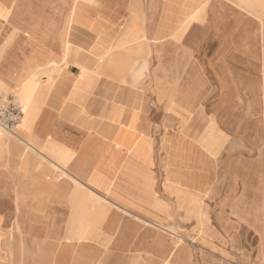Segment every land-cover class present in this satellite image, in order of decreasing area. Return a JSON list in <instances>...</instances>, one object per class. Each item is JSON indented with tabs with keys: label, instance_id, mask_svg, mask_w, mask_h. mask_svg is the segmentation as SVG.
<instances>
[{
	"label": "crops",
	"instance_id": "1",
	"mask_svg": "<svg viewBox=\"0 0 264 264\" xmlns=\"http://www.w3.org/2000/svg\"><path fill=\"white\" fill-rule=\"evenodd\" d=\"M0 92L24 112L0 134V264H194L171 232L202 230L205 162L214 184L231 151L210 100L264 92V0H0ZM254 151L256 200L223 222L264 236Z\"/></svg>",
	"mask_w": 264,
	"mask_h": 264
},
{
	"label": "rangeland",
	"instance_id": "2",
	"mask_svg": "<svg viewBox=\"0 0 264 264\" xmlns=\"http://www.w3.org/2000/svg\"><path fill=\"white\" fill-rule=\"evenodd\" d=\"M207 109V113L216 118L214 127L220 133L230 134L231 137L221 143L231 151L229 155L219 156L214 163L218 170L214 184L211 158H205L208 172L204 177L202 230L197 231L193 221L186 226L177 224L172 232L182 234L184 241L179 237H173V241L177 242L176 248L181 244L188 248L194 264H264V236L242 221L224 223L226 211H222L229 200L233 202L240 197L248 202L256 200L251 182L255 178L260 180L262 175L258 171L263 157L260 151L254 150L264 147V92L216 94ZM1 133L8 132L0 130ZM205 147L211 148V142H205ZM177 193L183 194L179 190ZM247 207L256 206L252 203Z\"/></svg>",
	"mask_w": 264,
	"mask_h": 264
},
{
	"label": "built area",
	"instance_id": "3",
	"mask_svg": "<svg viewBox=\"0 0 264 264\" xmlns=\"http://www.w3.org/2000/svg\"><path fill=\"white\" fill-rule=\"evenodd\" d=\"M23 117L19 96L0 92V130L11 133L22 122Z\"/></svg>",
	"mask_w": 264,
	"mask_h": 264
},
{
	"label": "bare ground",
	"instance_id": "4",
	"mask_svg": "<svg viewBox=\"0 0 264 264\" xmlns=\"http://www.w3.org/2000/svg\"><path fill=\"white\" fill-rule=\"evenodd\" d=\"M138 219V218H137ZM146 222V221H145ZM171 235L173 236V237H176V235L174 234V233H172L171 232ZM182 241H184V239L183 238H181V237H179ZM180 247V246H179Z\"/></svg>",
	"mask_w": 264,
	"mask_h": 264
}]
</instances>
